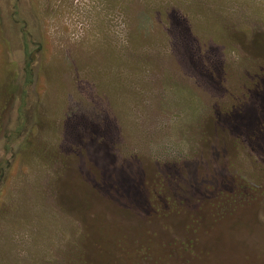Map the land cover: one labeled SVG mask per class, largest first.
<instances>
[{
    "label": "rangeland",
    "instance_id": "374dc122",
    "mask_svg": "<svg viewBox=\"0 0 264 264\" xmlns=\"http://www.w3.org/2000/svg\"><path fill=\"white\" fill-rule=\"evenodd\" d=\"M0 264H264V0H0Z\"/></svg>",
    "mask_w": 264,
    "mask_h": 264
},
{
    "label": "trees",
    "instance_id": "16d2710c",
    "mask_svg": "<svg viewBox=\"0 0 264 264\" xmlns=\"http://www.w3.org/2000/svg\"><path fill=\"white\" fill-rule=\"evenodd\" d=\"M26 71L30 74V70H29V68H28Z\"/></svg>",
    "mask_w": 264,
    "mask_h": 264
}]
</instances>
